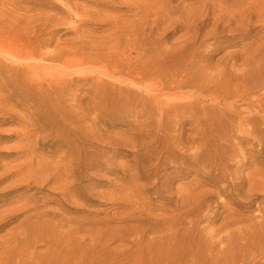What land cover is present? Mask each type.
<instances>
[{"label":"rangeland","instance_id":"1","mask_svg":"<svg viewBox=\"0 0 264 264\" xmlns=\"http://www.w3.org/2000/svg\"><path fill=\"white\" fill-rule=\"evenodd\" d=\"M263 109L264 0H0V264H264Z\"/></svg>","mask_w":264,"mask_h":264},{"label":"bare ground","instance_id":"2","mask_svg":"<svg viewBox=\"0 0 264 264\" xmlns=\"http://www.w3.org/2000/svg\"><path fill=\"white\" fill-rule=\"evenodd\" d=\"M259 11H260V10H259ZM247 12H248V11H247ZM261 12H262V11H261ZM258 13H259V12H258ZM262 20H263V19H262ZM260 100H262V98H261ZM260 100H259V101H260ZM262 101H263V100H262ZM262 101H261V102H262ZM261 102H260V104H261ZM259 107H260V106H259ZM258 110H259V109H258ZM263 110H264V109H263ZM258 113H259V111H258ZM263 251H264V250H263Z\"/></svg>","mask_w":264,"mask_h":264}]
</instances>
